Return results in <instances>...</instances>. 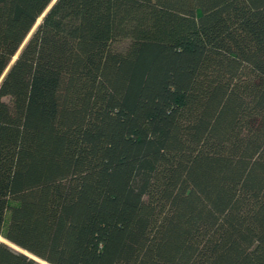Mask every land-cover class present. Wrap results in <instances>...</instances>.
Here are the masks:
<instances>
[{"label": "trees", "instance_id": "obj_1", "mask_svg": "<svg viewBox=\"0 0 264 264\" xmlns=\"http://www.w3.org/2000/svg\"><path fill=\"white\" fill-rule=\"evenodd\" d=\"M54 2L0 0V237L264 264V0ZM0 264L41 263L0 241Z\"/></svg>", "mask_w": 264, "mask_h": 264}, {"label": "rangeland", "instance_id": "obj_2", "mask_svg": "<svg viewBox=\"0 0 264 264\" xmlns=\"http://www.w3.org/2000/svg\"><path fill=\"white\" fill-rule=\"evenodd\" d=\"M40 22V21H39ZM39 24V23H38ZM36 29V28H35ZM34 29V30H35ZM33 30V31H34ZM32 34V33H31ZM31 36V35H30ZM29 36V37H30ZM27 42V41H26ZM22 50V49H21ZM20 54V51H19V53H18V55ZM18 57V56H17ZM16 59V58H15ZM15 61V60H14ZM0 241L1 242H3V243H5V244H7V245H9L11 248H13L14 250H16L18 253H21V254H24V255H29L28 253H26V252H24L23 250H21V249H19V248H17L16 246H14V245H12V244H10V243H8L6 240H4L2 237H0ZM39 263H41V264H47V263H45V262H42V261H40L39 259H37V258H35Z\"/></svg>", "mask_w": 264, "mask_h": 264}, {"label": "water", "instance_id": "obj_3", "mask_svg": "<svg viewBox=\"0 0 264 264\" xmlns=\"http://www.w3.org/2000/svg\"><path fill=\"white\" fill-rule=\"evenodd\" d=\"M55 2H56V0H55ZM55 2H54V3H55ZM50 9H51V8H49V10H50ZM49 10H48V11H49ZM16 59H17V58H16ZM26 256H28V257H30V258L36 260L34 257H31L30 255H26ZM36 261H37V260H36Z\"/></svg>", "mask_w": 264, "mask_h": 264}]
</instances>
